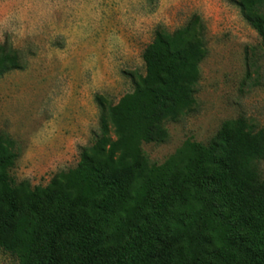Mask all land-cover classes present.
Instances as JSON below:
<instances>
[{"label":"trees","instance_id":"trees-1","mask_svg":"<svg viewBox=\"0 0 264 264\" xmlns=\"http://www.w3.org/2000/svg\"><path fill=\"white\" fill-rule=\"evenodd\" d=\"M264 49V0H228ZM205 27L197 15L155 26L114 104L95 96L98 126L75 166L45 187L14 183L13 141L0 135V250L17 264H264V128L238 117L206 144L184 141L161 164L141 143L192 111ZM20 68L0 44V77Z\"/></svg>","mask_w":264,"mask_h":264},{"label":"rangeland","instance_id":"rangeland-1","mask_svg":"<svg viewBox=\"0 0 264 264\" xmlns=\"http://www.w3.org/2000/svg\"><path fill=\"white\" fill-rule=\"evenodd\" d=\"M197 15L205 27L191 112L141 143L161 164L184 141L206 144L224 121L264 128V49L228 0H0V44L20 68L0 77V135L13 141L14 183L45 187L75 166L98 126L95 96L114 104L143 74L140 54L155 26L172 31ZM264 169V162L260 164ZM0 264L17 260L0 250Z\"/></svg>","mask_w":264,"mask_h":264}]
</instances>
